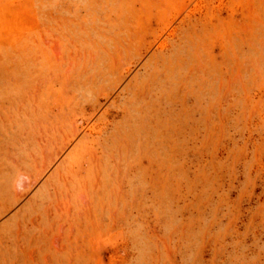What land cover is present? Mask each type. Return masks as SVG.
<instances>
[{"label": "rangeland", "instance_id": "obj_1", "mask_svg": "<svg viewBox=\"0 0 264 264\" xmlns=\"http://www.w3.org/2000/svg\"><path fill=\"white\" fill-rule=\"evenodd\" d=\"M0 264H264V0H0Z\"/></svg>", "mask_w": 264, "mask_h": 264}]
</instances>
